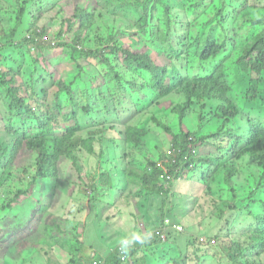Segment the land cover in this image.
I'll use <instances>...</instances> for the list:
<instances>
[{
    "label": "trees",
    "instance_id": "16d2710c",
    "mask_svg": "<svg viewBox=\"0 0 264 264\" xmlns=\"http://www.w3.org/2000/svg\"><path fill=\"white\" fill-rule=\"evenodd\" d=\"M86 1L93 7L78 6L73 16L65 19L61 16L62 0H0V63L6 44L20 51L27 50L34 60L29 83L21 79V69L0 66V85L10 113L5 116L0 107V236L6 240L7 245H2L5 255L12 256L16 250L21 252L32 247L25 243L15 246L20 242L19 231L16 234L14 231L23 226L30 232L27 237L38 229L46 236L38 241L67 250L68 264H93L94 261L137 264L139 260L141 264H148L141 252L158 242L128 240L124 248L121 235L108 244L111 247L107 257L97 252L93 253L91 263L83 262L88 256L81 240L84 232L74 233V221L65 215L70 211L76 217L87 211L91 218L98 208V216L102 215L109 191L115 187L114 174L105 168L100 174L96 171L98 161L104 159L100 161L104 162L109 156L108 149L102 152L104 137L105 146L122 149L127 187L133 190L137 184L162 203L161 223L165 217L177 221L168 206L165 207L173 181L196 177L202 183L197 173L209 179L204 198L222 218L228 210L240 209L237 203L232 204L239 198V178L247 181L257 174L256 188L245 204L249 213L240 219L245 228L222 229L213 247H201L196 237L193 242L198 249L194 252L185 248L186 241H183L176 256L168 253L162 257V264H192L185 258L196 256L199 250L206 252L214 248L225 264H264V198L255 197L257 189H264V104L259 112L248 108L264 95V0L254 2L260 11L253 22L256 35L243 42L235 40V25L227 19L230 11L223 2L215 12L217 21L210 22L204 31L190 39L175 36L173 26L177 21L171 12L178 9L196 16L202 8L201 0H123L118 6L106 0ZM33 2L37 3L38 14L31 13L34 22L31 20L27 35L15 43L24 16L29 14L27 8ZM54 8L58 9V18L53 23L60 25L54 38L58 40L62 34H71V41L55 45L66 50L63 53L69 60L68 65L74 63L75 70L78 68L76 77L84 86L85 98L75 95L68 84H60V79L34 56V51L42 53L48 42L52 45L47 30L39 28V23L46 10ZM7 13L13 21L10 26L5 22ZM100 23L104 28L96 32L97 27L93 25ZM190 26L194 31L197 24ZM83 35L86 39L78 41ZM125 36L133 39L137 52L124 47ZM157 44L162 48L159 55L163 65L152 61L144 49ZM113 63L115 69L110 71L109 65ZM39 65L45 68L46 74L36 75ZM39 85L43 87L38 89ZM150 93L156 95L155 105L167 118L165 122L155 115L151 118L156 126L152 130H161L168 137L167 151H163L166 135L161 131H153L161 138L146 139L151 131L150 118L132 117L130 109L126 110L123 105L114 109L130 115L122 122L114 117V110L96 112L102 103L104 106L115 103L117 95L123 100L126 96L140 99L141 105ZM89 96L93 97L92 104L87 100ZM196 113L199 122H190L196 127L187 126L184 121ZM213 121L217 129L206 134V127ZM113 130L118 137L115 134L106 141L107 133ZM152 148L160 150L164 158L159 159L157 150L154 156ZM136 153L143 163L134 162ZM116 156L112 157L118 159ZM62 165L66 166L68 178L61 185ZM164 170L173 176L167 185L160 177ZM220 174L228 185L227 198L212 193L211 183ZM10 184L13 193L5 196L2 189ZM60 186L73 203L64 213L50 211ZM84 202L88 203L85 208ZM256 205L258 212L253 209ZM79 227L85 228L84 224ZM167 234L169 239L174 236L171 231ZM151 237L159 241L156 233ZM44 253L49 256L48 251ZM198 255L201 256L196 257L198 264H215L208 262L209 256L200 252Z\"/></svg>",
    "mask_w": 264,
    "mask_h": 264
},
{
    "label": "rangeland",
    "instance_id": "374dc122",
    "mask_svg": "<svg viewBox=\"0 0 264 264\" xmlns=\"http://www.w3.org/2000/svg\"><path fill=\"white\" fill-rule=\"evenodd\" d=\"M106 1L108 4H117L118 6L119 3L122 2L123 0H106ZM201 1H202V8L200 9V11L196 16H192V13L190 11H180L178 9H174L171 12L173 19L177 21L173 26L175 29L174 33L176 37L184 35L187 38L194 39L196 37L197 32L204 31L205 27L209 25L210 22L214 23L215 21H217L215 12L217 7L222 2L228 5V11H230V15H228L229 18L227 19L232 21L235 25V32H236L235 40L243 42L253 38L256 35L257 27L254 25L253 22L260 15V11L256 9L254 6L255 0H201ZM190 2L191 1H189V3ZM61 4L64 9L61 16H63L65 19H70L74 14L75 8L78 6L93 7L92 5H88L86 0H62ZM32 12L38 14L37 3L35 2L32 3V6H29V8H27L26 13L29 14L24 16V20L22 21V24L19 27V31L15 36V41H14L15 43L19 42L21 38L27 35L26 32H28L27 30L29 28L31 20L32 22H34L33 21L34 18L31 16ZM57 12L58 9L56 8L46 10V12L43 14L42 20L39 23V28L45 27V29L47 30L46 35H48L49 39L55 41V43L56 42L64 43L67 41H71V34L68 35L62 34V37H60L58 40L54 38V34L60 28V25H54L53 23V20L58 18ZM90 13L92 14V11H90ZM9 14L8 13L5 14L6 17L5 22L8 26L13 24V21L10 19ZM194 23L197 24V27L193 31L190 24H194ZM93 26L97 27L96 32L102 31L104 28V25L102 23H100L99 26L95 24ZM85 39L86 36L83 35L82 38H80L78 41L80 40L82 41ZM2 40H3L2 43H4L5 39ZM122 41L125 48L130 49L132 51L135 49V51L137 52L136 46L134 45L133 39L131 37L125 36L122 39ZM48 44L49 45L46 46L47 48H45V50L42 53L40 52L37 53L34 51V56L40 59L42 65L49 72L54 73L55 77L60 79V84L62 83L68 84L75 95L85 98L86 92L84 86L80 82H78V79L76 77L78 68H76L75 70L74 63L73 64L70 63L68 65L69 60L63 53L66 52V50L62 46L61 48H59L56 45H55L56 47L52 46L50 42H48ZM8 45L9 44H6V48L3 51V56L1 59L2 62L0 63V66L1 65L5 67L13 66L16 69H21V79L29 83V81L32 80V67H33L32 63L34 62L32 55L25 49L23 51H20L19 49H14L13 46L8 47ZM144 49L148 57L152 61H154L157 65H163L164 60L159 55L162 48L159 44H157L155 47H145ZM115 63H121V62H115ZM115 63L109 65L110 71H113L115 69L114 67ZM39 66H40V70L36 75L38 76L39 73L46 74L45 68L41 65ZM167 69L169 70V67H167ZM41 87L43 86L39 85L38 89H40ZM92 98H93L92 96H89L87 98L90 104L93 103V100L92 102L90 100ZM125 98L126 100H123L119 95H117L115 97V103L106 104L105 106H104L105 103H102L100 105V108L96 110L97 114L104 112L109 113V111L117 109V107L123 105V107L126 110L130 109L129 111L132 117L135 115L138 118L141 117L150 118V122H151L152 116L155 115V117L161 120L162 122H165L167 120L166 116L163 114L161 109H159L155 105L156 95L154 93H150L149 95L144 97L142 99L141 105H140V99H135L129 96H126ZM6 101L7 100L5 93L0 85V107L3 110V114L5 116L6 115L9 116L10 113L6 106ZM262 104H264V95L256 103H252L251 105H249L248 108L253 110L257 109V112H259L260 109L262 108ZM113 115L120 122L124 121L125 118L130 116V115H124L120 113V111L118 110H114ZM194 121H198L197 113L194 114L191 117V119L184 121V123H186L187 126L196 127L195 124L190 123ZM149 125L151 131L148 133V136H146V139L148 140L150 138L152 139L161 138L159 135L153 132V131H161V130H152L155 129L154 127H156L152 122ZM216 129H217L216 124L207 126L205 133L210 134L211 132H214ZM113 131L114 132L110 131L109 133H107L106 141H108L109 138L114 137L115 134L118 137V133L115 130ZM161 133L164 136L166 135L162 131ZM209 141L219 142V140H215V139H211ZM101 144L104 145V149L102 152L108 149V152L112 156L117 154L116 158L120 159L119 161H114V162H108V161L103 162V167L107 169L111 175L115 174V184L117 186H120L121 179L118 176H116V174L120 169H123V159H122L123 154H121L122 149L117 148L116 146L114 147L105 146L106 143L104 137H102L101 139ZM168 146H169V140L166 135L165 143L163 145V151H167ZM156 150L158 151L159 159L164 158V156H161L160 150H158L157 148ZM156 150L154 148L151 149V152L153 153L154 156L157 155ZM83 156H85V154H83ZM139 156L137 153L135 154L134 157L135 163H143V161L141 160V158H139ZM142 159L144 160V157H142ZM102 160L98 161V165L96 167V171L98 174H100V169H101L99 166V162ZM195 164L198 166V163ZM65 170H66L65 165L60 166V172L63 176L61 180V185L65 181V179L68 178V174L66 173ZM71 177L73 178V176ZM197 178L198 180H201L203 184L198 182L196 177H192V178L187 177L173 181V185H172L173 191L170 193L167 203L165 204V207L168 206V208L170 209L172 217L177 220L174 222L170 221L171 225L165 223L164 220L166 218H164L162 223L160 222L162 219L159 212L160 206L162 205L160 200L156 199L155 197H150L146 192L142 193V190L138 191V193L140 192L141 194H138L136 197L132 193L133 190H130L127 186L121 190L118 189V191L115 192L114 200H109L106 205L103 204V208L101 210V212L103 213L100 216H98L100 208L96 209L93 217L89 218V220L87 221L83 220L85 213L77 214L75 217L74 216L75 212L69 211L65 215L73 219L74 233L78 234V230L83 231L87 239L89 240L96 239L103 245H108L110 242H113L115 239H117L120 236V230L118 229V227H124L125 229H128L130 225H133L135 229L139 228V231H144V233H141L139 235L140 241H144L146 243L158 242V244L154 246L155 248L154 247L152 248H154V252L156 253L157 258L159 260H162V257L167 255L168 253L172 254V256H176V252L180 248L181 243H183V241H186L185 248H191L194 252L195 250L198 249L196 244L193 242V240L196 237L199 238L198 244L201 247H213V245L217 243L216 236L221 233L220 231L222 229L226 231L229 228V230L233 229L234 231H238L246 227V224L241 223L240 219L242 215L249 213V210H246L245 208L246 207L245 204L248 203L250 199V195L255 190L259 176L255 174L253 177H250L247 181H245L244 177L239 178V181L241 183L240 186L237 188L239 198L234 199L232 204L237 203L240 209L228 210L222 218H219V216L216 215V211L213 208H211L209 202H207L204 198L206 184L209 181V179L205 178L204 176H202V174L199 173H197ZM203 180H205V182ZM211 184H213L212 186L213 195L224 198H227L229 196L227 191L228 185L226 184L222 174H220V176ZM5 186L6 187L2 189V192L5 196L10 195L11 192L13 193L11 184ZM62 188L63 187L60 186L57 200L53 203V206L50 209V211L52 212H56V213L67 212L69 210L70 204L72 203L71 198L66 197L65 194L62 192ZM113 196H114V191H111L112 199ZM255 197L264 198V189H257L255 191ZM86 205H88V203L84 202V208ZM219 206L223 208L224 204H220ZM142 207L144 209V213L143 215H141V218L139 220V214L137 210L141 211ZM115 209L118 210L115 211ZM253 209L256 212L260 211L257 205L254 206ZM129 220L132 223H129L128 222ZM79 224H84L85 226L84 230L81 229L80 227L79 229H77ZM34 225L35 223L32 222V227ZM63 226L64 223L62 222V227ZM156 228H158L159 241L157 239L153 240V237L150 238V235L154 234V232L152 231H154ZM37 230L32 231V236L30 237H27L30 232L28 231V229L26 230L23 226L20 229L14 231V234H16L19 231V233L17 234L19 238L17 239L18 242H20L15 246L20 247L22 243H25L26 245L32 244V246L36 248L35 251H38V253L32 254V261H30L29 263L32 262L34 264H45L44 263L45 261L48 264H68V260L70 257L68 256L67 250L63 249L62 246L60 245H54L52 247H49L48 245H46V243L38 241L41 239V237L45 236V234L40 233V231ZM169 231H171L172 235H174L173 238L169 239L167 234ZM25 237H27V239ZM4 241L6 240H4L2 236H0V264H2L3 262L5 264L23 263L22 251L20 253L17 252L15 259H13V257L10 256L11 259L14 260L13 263H10L9 261H5L6 255L4 253V249L2 245H7V244L4 243ZM45 251L49 252V256L45 255L44 253ZM199 252L203 256H209L208 259L209 263L215 262V264H220L219 262H222V256L215 250V248L212 250H208L206 252L199 250L196 256L192 254L185 259H189V262L192 264H198L196 257H201L198 255ZM141 254L142 257H147V254H145V252L142 251ZM29 263L25 261V264H29ZM149 263L150 262H148V264ZM139 264H141V262ZM221 264H225V262L223 261Z\"/></svg>",
    "mask_w": 264,
    "mask_h": 264
},
{
    "label": "crops",
    "instance_id": "0c3cea01",
    "mask_svg": "<svg viewBox=\"0 0 264 264\" xmlns=\"http://www.w3.org/2000/svg\"><path fill=\"white\" fill-rule=\"evenodd\" d=\"M44 39V38H43ZM211 125H217L216 122H212V123H209ZM120 159H115L114 157H112V155L109 153V156H108V159L106 161L108 162H114V161H119ZM141 165V164H140ZM99 166H100V172L102 170H104V167H103V162H100L99 163ZM142 166V165H141ZM116 176H118L120 179H121V183H120V186H117L115 184V187L110 189L109 191V194H108V199L109 200H113L114 197H115V192L116 191V188H125L127 186L126 184V181H125V176H124V172H123V169H120ZM114 178H115V174H114ZM136 185V184H135ZM133 185L134 188L136 189H133V194L134 196L137 197L138 194H141L140 192L138 193L139 190H142V193L145 192L143 189H141V187H139L138 185ZM173 189V188H172ZM137 190V192H136ZM111 191H114V196H113V199L111 198ZM173 190H171L172 192ZM136 192V193H135ZM66 196V195H65ZM73 203L70 204V207L72 206ZM69 207V208H70ZM118 209H115V211H117ZM121 210V209H120ZM138 214H139V220L141 218V215H143L144 213V209L142 207V210H137ZM85 213V216H84V219L83 220H89V217H90V214H88V212H84ZM129 223H132L130 220L128 221ZM118 229L120 230V235L123 236V238L121 239V243L123 242L124 239H133V238H136L137 236H139L141 233H144V231H139V228L138 229H135L133 225H130L128 229H125L124 227H118ZM144 230V228H143ZM139 231V232H137ZM81 240L85 243V246H83V250L86 251V253L88 254V256H85L86 257V260L83 261V262H86V263H91L93 260H94V257H93V253H97V252H101L104 256H108V254L110 253V250H109V247H111L110 245H103L101 244L98 240L96 239H93V240H89L86 238V235L83 234V236L81 237ZM115 243V242H114ZM155 248V247H154ZM154 248H150V249H145L143 250L145 252V254H147V257H146V261L150 262L149 264H159L156 259L157 258V255L156 253L154 252ZM158 249V248H157ZM36 248L35 247H31L29 246L28 249L26 250H23L22 251V254H23V258H22V262L23 263H20V264H25V261H27L28 263L30 261H32V254L34 253H38V251H35ZM38 250V249H37ZM17 252L20 253L19 251L16 250V252L12 255L13 259H15V256L17 255ZM69 256V255H68ZM133 260L135 261V257H133ZM159 260V259H158ZM5 261H9L10 263H13L14 260L11 259L10 256L6 255L5 256ZM44 261V260H43ZM141 262V260L137 261L136 263L139 264ZM159 262L162 264V260H159ZM4 263V262H3ZM2 263V264H3ZM45 264H48L44 261ZM94 263V262H93ZM5 264V263H4ZM29 264H34V263H29Z\"/></svg>",
    "mask_w": 264,
    "mask_h": 264
},
{
    "label": "built area",
    "instance_id": "2783aa9c",
    "mask_svg": "<svg viewBox=\"0 0 264 264\" xmlns=\"http://www.w3.org/2000/svg\"><path fill=\"white\" fill-rule=\"evenodd\" d=\"M52 45H55V41H52ZM160 177H161V179H163L166 183H167V181H170V180L173 179V176H170V174H168L166 170L163 171V173H162V175H160ZM165 218H166V219L164 220L165 223L171 225V223H170L171 219H169V218H167V217H165ZM171 222H172V221H171ZM155 232H156V234L158 235V230H156ZM136 240H139V237H137ZM124 243H125V242H124ZM124 257H125V256H123L122 259H124ZM93 264H100V263H98L97 261H94Z\"/></svg>",
    "mask_w": 264,
    "mask_h": 264
},
{
    "label": "clouds",
    "instance_id": "9594fccd",
    "mask_svg": "<svg viewBox=\"0 0 264 264\" xmlns=\"http://www.w3.org/2000/svg\"><path fill=\"white\" fill-rule=\"evenodd\" d=\"M173 180V179H172ZM171 181V180H170ZM166 183V182H165ZM166 185H167V183H166ZM156 230H158V229H155L154 231H152V232H154V233H156L155 231ZM158 236V235H157ZM137 237H139V236H137ZM136 237V238H137ZM136 238H133V239H124L123 240V242L121 243L122 244V246L125 248V243L128 241V240H136ZM136 241H138V242H143V241H140V240H136ZM125 242V243H124Z\"/></svg>",
    "mask_w": 264,
    "mask_h": 264
}]
</instances>
